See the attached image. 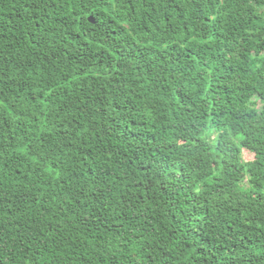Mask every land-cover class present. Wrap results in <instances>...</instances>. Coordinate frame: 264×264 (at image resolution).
<instances>
[{"label":"trees","instance_id":"trees-1","mask_svg":"<svg viewBox=\"0 0 264 264\" xmlns=\"http://www.w3.org/2000/svg\"><path fill=\"white\" fill-rule=\"evenodd\" d=\"M0 264H264V0H0Z\"/></svg>","mask_w":264,"mask_h":264},{"label":"rangeland","instance_id":"rangeland-1","mask_svg":"<svg viewBox=\"0 0 264 264\" xmlns=\"http://www.w3.org/2000/svg\"><path fill=\"white\" fill-rule=\"evenodd\" d=\"M243 157H244V159H250V158H252V155H251V153L250 152H248V151H245L244 153H243Z\"/></svg>","mask_w":264,"mask_h":264}]
</instances>
